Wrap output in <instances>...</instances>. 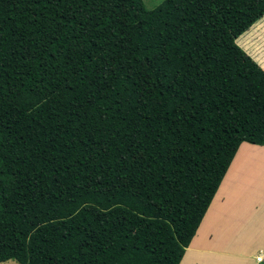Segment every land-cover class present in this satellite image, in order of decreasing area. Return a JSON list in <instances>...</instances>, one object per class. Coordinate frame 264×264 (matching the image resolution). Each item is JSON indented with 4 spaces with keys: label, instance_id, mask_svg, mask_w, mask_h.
Instances as JSON below:
<instances>
[{
    "label": "trees",
    "instance_id": "1",
    "mask_svg": "<svg viewBox=\"0 0 264 264\" xmlns=\"http://www.w3.org/2000/svg\"><path fill=\"white\" fill-rule=\"evenodd\" d=\"M264 0H0V263L180 264L240 146H264Z\"/></svg>",
    "mask_w": 264,
    "mask_h": 264
},
{
    "label": "crops",
    "instance_id": "2",
    "mask_svg": "<svg viewBox=\"0 0 264 264\" xmlns=\"http://www.w3.org/2000/svg\"><path fill=\"white\" fill-rule=\"evenodd\" d=\"M252 145L251 149L243 150L239 154L236 164L229 172L228 179L231 182L226 180L229 186L228 200L220 202L221 194L213 199L180 264H235L237 261L249 264L251 260L264 264V260L257 261L258 256H263L264 259V233L252 242L251 239L245 238L246 230L244 231L247 227L259 224L254 215L264 211V187L262 193H258L257 189L252 187L249 175L242 179L243 183L235 182L232 178H242L241 172H255L260 159H264V148L260 147L261 145ZM249 157L252 159L251 165L245 169L243 166ZM216 200V213L209 218ZM219 203L223 207L217 205Z\"/></svg>",
    "mask_w": 264,
    "mask_h": 264
},
{
    "label": "rangeland",
    "instance_id": "3",
    "mask_svg": "<svg viewBox=\"0 0 264 264\" xmlns=\"http://www.w3.org/2000/svg\"><path fill=\"white\" fill-rule=\"evenodd\" d=\"M164 0H144L145 6L148 9L154 8L157 5H159L161 2H163ZM237 43L248 53L250 54L259 64L262 65V67L264 68V16L262 18H260L257 22H255L248 30H246L245 32H243L237 39ZM260 145H256V147H259ZM250 147H253L252 144H249L247 142H244L239 150L238 153L232 163V165L230 166L222 184L220 185L219 189L217 190L215 196L213 199H215V197H219V195L221 194V198L219 199V201H227L229 198V186L228 183L231 182L228 178L229 176V172L231 170V168L236 164L237 158L239 156V154L244 150H247L248 148L251 149ZM262 148H264V146H260ZM248 149V150H249ZM253 149V148H252ZM256 149V148H254ZM259 149V148H258ZM261 161L258 162L257 164V169L255 172L253 171H249L248 174H246V172H241L242 178L240 176L239 177H235L232 176V178L234 179L235 182H242V179H246L247 175H249V180L251 182L252 187H254L255 189H257L258 193H262L263 187H264V159L261 158ZM250 161H252L251 157L248 158V160L244 163V168H249V166L251 165ZM255 164V163H254ZM228 183H227V181ZM243 183V182H242ZM232 194V191H231ZM218 200V198H217ZM217 200L215 201L212 209H211V213L208 216L209 218H212L214 213H216L215 210V206L217 203ZM213 201V200H212ZM212 204V202H211ZM210 204V206H211ZM221 207H223V205L217 204ZM209 206V207H210ZM218 206V207H219ZM264 206V205H263ZM209 209V208H208ZM207 213V212H206ZM254 217L257 219V221L259 222V224L257 226H251L250 228L247 227L244 229V231L246 230V234H245V238L246 239H251L252 242H254V239L258 236V235H263L264 233V211L261 212H257L255 213ZM254 245V244H252ZM236 258V257H235ZM244 259V258H241ZM246 261V259H244ZM186 261H188V258L186 257ZM228 262V261H226ZM244 263V262H243ZM242 262L237 261L235 264H243ZM0 264H19L16 260H8L6 262H2ZM249 264H260L257 263L256 260L254 261H250Z\"/></svg>",
    "mask_w": 264,
    "mask_h": 264
},
{
    "label": "built area",
    "instance_id": "4",
    "mask_svg": "<svg viewBox=\"0 0 264 264\" xmlns=\"http://www.w3.org/2000/svg\"><path fill=\"white\" fill-rule=\"evenodd\" d=\"M264 259H263V256H258L257 257V261H263Z\"/></svg>",
    "mask_w": 264,
    "mask_h": 264
}]
</instances>
